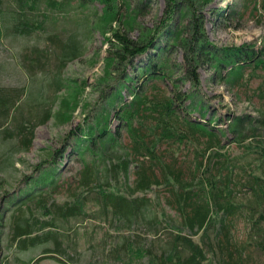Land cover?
Segmentation results:
<instances>
[{"label": "trees", "instance_id": "trees-1", "mask_svg": "<svg viewBox=\"0 0 264 264\" xmlns=\"http://www.w3.org/2000/svg\"><path fill=\"white\" fill-rule=\"evenodd\" d=\"M73 1L75 2L73 3ZM136 1L149 2V0H0V34L4 32L16 37H28L37 30L45 31V37L56 49V66L58 67L56 69L58 71L67 61L82 53L81 44L83 45L92 30H98L102 34L109 33L105 40L109 43L108 50L111 51L112 58L107 61L108 65L114 67L118 73L114 78L116 85L110 86L103 94L110 105L114 103L116 97L121 96L124 86H127L132 94V100L127 104H122L118 113V118L124 121L123 125L127 126L131 136L132 157L129 158L130 153L128 152L114 154L117 142L114 132L107 125L110 112L108 108H102L100 113L96 114L95 121L92 124H87L84 129L79 131L78 135L72 138L75 144L74 148L79 156H82L85 150L89 151L96 145L99 149L98 154L92 153L96 156L91 155L89 163L84 161L80 183L82 186L85 185L84 187L93 183L90 189L99 200V209L104 214L110 213L111 224L117 232L124 227L135 229L141 227L143 231H158L157 216L151 212V217L146 218L141 210L148 198L135 195L137 192L144 193L153 186L163 185L167 188L170 197L167 202L180 214L178 222L165 214L166 218L171 221H166L171 227V239L169 240V250L165 253L152 255L150 244H147L146 238L140 239L139 235L134 233L135 231L130 230L132 232L123 234L120 241L114 242L107 249L106 257L108 259L111 257L110 261L132 264V256L140 258L148 254V264H205L203 263L206 258L204 248L210 242L208 248L213 249L215 254L218 251L221 256L223 253L225 254L222 257L225 264H246L248 255L244 253V249L251 242L246 241L238 246L231 240L228 228L230 221L226 219V216L234 213L237 209L247 207L252 212H257V216L251 221V231L257 232L256 238L253 239V245L256 251H259L258 253L264 254V228L260 225V222L264 220V173L249 175V180L245 183L248 192H251L254 198L255 205L244 206L232 203L228 198L233 189L229 187L230 182L227 181L231 179L233 164L228 155L224 153L216 150L209 153L212 146H220V138L216 131L222 133L221 130H214V126L207 127L205 119L202 121L183 119L182 122L178 116L173 115V107L176 102L177 105H180L181 99L190 97L188 94L173 93L171 97L152 103L153 106L151 104L148 108L146 102L149 100L145 94L140 92V86L135 84L138 77L141 84L151 78L162 77L164 79L168 75L167 54L173 49L180 50L182 59V62L174 60L173 65L179 68L185 75L184 77L190 81V85L196 89L200 85L197 72L200 66L212 68L218 73L224 70L230 76L239 75L244 67L261 68L264 71V48L257 51L246 45L228 48L210 43L203 31L202 17L192 7L193 0L189 4V8L192 7V9H190V15L187 16L185 24H182L184 21L182 0H164L166 6L159 25L155 29L139 26L138 37L132 38L129 31L133 29L135 21L130 16L138 10ZM95 2L100 4L99 10L92 5ZM89 4L92 5V10L73 20L78 28L63 26L59 31H47L46 21L49 20L51 25L57 23L58 16L55 13L65 14L69 10L88 7ZM259 6L264 12V0H259ZM131 7L133 10L129 12ZM222 15L224 16V13ZM160 39L163 40L158 42ZM17 54L21 66L23 65L28 71L34 72L36 66L44 65L41 63L43 52L35 45L30 53L19 51ZM109 77L107 74L102 80L107 82ZM132 81L136 82L131 87ZM52 83L55 89L60 88L59 79L55 78ZM30 84L31 82L29 86ZM173 86L176 87L175 84ZM30 88L25 92V98L19 100L20 94L17 87L4 89L0 86V139L10 143L11 151L16 144L13 141L15 138L20 142V147L17 149H27L32 140L34 127L45 122L51 116L49 107L43 110L36 120L26 115L25 104L33 99L44 100L38 98L44 94L40 85L37 94H35L37 96H34ZM78 89L76 88L70 96L61 100V110L56 114L61 122H66L70 118V110L77 103ZM198 107L196 109L204 116L203 106L199 105ZM140 112L146 113L145 115L153 118L154 121L149 125L150 127L145 128L147 131L145 135L139 130L142 123L140 120L138 121L140 122L139 126H132V120L136 118V115H140ZM228 128L234 132V140L238 143L249 137L250 140L255 139L256 143L252 144L249 141L246 147L248 151L259 153L260 161L264 162V139L257 136L260 129L264 131V116L256 119L238 117ZM147 136L152 138L146 140ZM202 137L205 138L204 146L201 149L196 148L198 160L192 171L189 168L190 172L187 176L181 166L175 167L171 163L163 162L155 150L156 145L162 139L177 140L180 143L184 140L198 142ZM214 155L223 158L218 161L219 166L214 164V168L225 167L228 171L225 176H221L220 171L217 176L211 174L210 162L212 157H215ZM107 157L108 161H104ZM6 158L10 160L11 155ZM144 158L148 160V164L144 163ZM133 161L137 163L133 170L135 177L128 184L129 166ZM157 167L159 174L155 170ZM34 168L35 175L30 176L29 180L15 192L3 196L4 210L15 205L14 212L7 218L11 224V235L8 241L14 240L17 247L25 248L28 245L52 239L53 247L44 248L41 251L42 255L57 254L59 258L55 255L50 257L60 259L68 264H117L106 261L83 262L78 258V255L68 253L67 247L63 246L64 244L55 231L39 233L38 230L47 226H55L54 220L56 219L64 221L68 216L83 212V200L87 195L81 197L80 193H74L70 201H64L62 204L55 203L54 199L52 200L50 197L56 189L58 167L54 161L48 158L47 163L41 162ZM198 176L200 180L194 181ZM119 178L122 181L120 180L121 182L116 188H107L110 179H114L118 183ZM95 185L98 189H94ZM102 186L106 188L103 189ZM84 193H88V190ZM47 199L49 204L48 207H45ZM33 208L41 215L46 216L51 213L56 217L48 220L40 219L34 211H31ZM27 211L28 215H23ZM217 211L220 214L214 218L213 212ZM140 215H143V218L139 221ZM0 220H2V212H0ZM214 226L216 227L214 241L206 242L205 238L209 235V229ZM201 230L200 243H197L191 239V236ZM138 239L140 240L138 241ZM132 245L137 247L132 250ZM178 249H180V253L184 251L186 254L177 255V253L179 254ZM42 255L35 259L30 258L27 264H39ZM244 257L247 258L243 260Z\"/></svg>", "mask_w": 264, "mask_h": 264}, {"label": "rangeland", "instance_id": "rangeland-1", "mask_svg": "<svg viewBox=\"0 0 264 264\" xmlns=\"http://www.w3.org/2000/svg\"><path fill=\"white\" fill-rule=\"evenodd\" d=\"M190 2L191 0H182L181 2V6L184 8V21H182V24H185L187 16L190 15V9L193 7L202 17L203 31L210 43L219 47L234 48L246 45L257 51L263 50L264 12L259 6V0H193L194 5L189 8ZM135 4L138 6L136 7L138 10L130 16L134 19L135 25L129 31V34L130 37L136 39L139 34V26L155 29L159 25L166 5L164 0H149L146 3L136 1ZM92 5L99 10V3L95 2ZM92 5L89 4L85 8L69 10L65 14L55 13L58 16L57 23L51 25L48 22L49 20L46 21L47 31H59L63 26L78 28L73 20L92 10ZM132 10L131 7L129 12H132ZM73 14L77 16L74 17ZM45 33V31L37 30L28 37H16L4 32L0 34V86L4 89L17 87L20 94L18 99L23 100L26 96L25 92L30 87L34 96H37L35 94H37L40 85L44 94L38 98L44 100L33 99L29 101L24 105L25 113L36 120L38 115L47 107L51 109V116L45 122L34 127L32 140L27 149H17L20 147V142L15 138L13 141L16 144L12 148L13 151H11L10 143L0 139V212H2V220H0V264H27L30 258L35 259L41 256V251L44 248L53 247L54 242H52V239H47L45 242H39L35 245H28L25 248L17 247L18 245L14 240L9 242L11 224L7 218L14 212L15 205L9 206V209H3V196L20 188L29 180L30 176L36 174L34 167L44 161L47 163L48 158L54 161L58 167L56 189L52 192L50 198L54 199L55 203L62 204L64 201H70L74 193H80L81 197L87 195V197L83 200V212L68 216L67 220L64 221L56 219L54 220L55 226H47L38 230L39 233L49 230L55 231L64 244L63 246L67 247L68 253L78 255V258L83 262L106 261L117 263L115 260L110 261L111 257L109 259L106 257L107 249L114 242L120 241L123 234L132 232L130 230L135 231L134 233L138 234L140 239L146 238L147 244H150L152 255L165 253L169 250V240L171 239V227L168 226V222L171 221L166 218L165 214L169 215L174 221H180L178 211L176 212L170 206L171 204L167 202L170 197L166 187L163 185L153 186L144 193H135L137 196L148 198L145 204L146 207H142L141 210H143L142 213L146 218L151 217V212L157 216L159 222L157 232L143 231L141 227L138 229L124 227L117 232L111 224L112 216L110 213L104 214L99 209V200L96 199L95 194L90 189L93 183H89L86 187L80 183L84 161L89 163L90 158L99 153V149L96 145L89 151L85 150L84 154L79 156L74 148L75 144L72 138L78 135L79 131L84 129L87 124H92L95 121L96 114L100 113L102 108H108L110 112L107 125L114 132L117 142L114 154L128 152L130 153L129 158L132 157L131 136L127 126L123 125L125 124L124 121L118 118L120 106L130 102L132 94L129 92L128 87L124 86L121 90V96L116 97L111 105L103 94L110 86L116 85L114 78L118 73L114 67L108 65L107 61V59L112 58V53L108 50L109 43L105 40L109 33L102 34L98 30H92L84 40L83 45L81 44L82 53L78 57L67 61L58 71L56 69L58 67L56 66L55 46L45 37ZM162 40L160 39L158 42ZM33 45L42 50L41 63H44V65L36 66L34 72L28 71L23 65L21 66L17 54L19 51L30 53ZM167 56L168 75L164 79L162 77L151 78L141 84L142 82H139L138 77L137 82L135 81L136 84L132 81L130 86L132 87L134 84L140 86V92L145 94L147 100H149L146 102L148 108L152 103L171 97L173 93L188 94L190 97L181 99L182 103H179L180 105H177L176 102L173 107V115L178 116L182 122L183 119L201 121L205 119L207 127L214 126V130H221L222 133L216 132H218L220 146L222 147L212 146L209 153L214 152V150L224 153L228 155L233 164L231 179L227 181L230 182L229 187L233 190L229 198L225 196L232 203L238 205H255L253 203L254 198L251 192H248L245 183L249 180V175L264 173V162L260 161L259 153L252 150L248 151L246 147L249 141L252 144L256 143L255 139L250 140L249 137L238 143L234 140V132L230 131L228 127L238 117L256 119L264 116V71L261 68L244 67L239 75L230 76L224 70L218 73L212 68L200 66L197 69L200 85L194 89L179 68L173 65L174 60L182 62L180 50L173 49ZM107 74L110 77L106 82L102 79ZM55 78L61 82L59 89H55L52 83ZM138 83L139 85H137ZM76 88H79L76 106L70 110V118L66 122H61L59 117L56 116L57 112L61 110V100L68 97V95L70 96ZM199 105L203 106L202 113L204 116L196 109L199 108ZM145 114L140 112V115H136V118L132 120V126L134 127L139 126V120L142 122L140 128H138L144 135L147 134L145 128L150 127L149 125L154 122L153 118L147 117ZM244 123L246 124L247 120ZM257 136L264 139V131L260 129ZM150 138L152 137L147 136L146 140ZM204 140L205 138L202 137L199 138L198 142L184 140L178 143L177 140L162 139L156 145L155 150L161 156L163 162L171 163L175 167L181 166L187 176L190 172L189 168L192 171L198 160L196 148L201 149L204 146ZM95 152L96 154L92 155ZM206 154L209 156L208 152ZM9 155H11V159L7 160L6 157ZM214 156L210 162L211 174L217 176L220 171V175L225 176L228 173L225 167L214 168V164L219 166L218 161L223 158L217 155ZM108 159L107 157L104 161H108ZM144 160V163L148 164V160L145 158ZM136 166V162L130 163L128 184L135 177L133 170ZM155 170L159 174L158 167ZM197 174L199 175V172ZM120 178L118 183L114 179H110L107 188H116L122 181ZM197 180H200L199 176L194 181ZM120 187H123V185H120ZM102 188L106 187L102 186ZM94 189H98L96 185ZM86 190H88V193H84ZM45 204H47L45 207H48V199ZM31 211H34L36 216L44 220L56 217L51 213L46 216L41 215L35 208ZM219 213V211L213 212V217L217 218L216 216ZM23 215L27 216L28 211ZM256 216L257 212H252L248 207L237 209L234 213L226 216V219L230 221L228 228L230 229L231 240L238 246L246 241L251 242L244 249V253L248 255V258H243V260L247 258L246 264L264 263V254L258 253L259 251H256L253 245V239L256 238L257 232L251 231V221ZM142 218L143 215H140L139 221ZM260 225L264 228V220L260 222ZM214 230H216L215 226L209 229V235L205 238L206 242L214 241ZM201 234L202 230L192 235L191 239L200 243ZM209 243L204 248L206 258L203 263L225 264L222 259L225 254L223 253L221 256L219 251L215 254L213 249L208 248ZM134 247L137 246L132 245L131 249L134 250ZM179 250L177 255L183 256L186 254L184 251L180 253ZM51 255L58 257L54 253L44 254L40 257L39 264H68L60 259L50 257ZM148 256V254L140 258L132 256L131 263L148 264Z\"/></svg>", "mask_w": 264, "mask_h": 264}, {"label": "bare ground", "instance_id": "bare-ground-1", "mask_svg": "<svg viewBox=\"0 0 264 264\" xmlns=\"http://www.w3.org/2000/svg\"><path fill=\"white\" fill-rule=\"evenodd\" d=\"M42 51V50H41ZM145 83V82H144ZM158 93V92H157ZM220 214V213H219ZM224 217V216H223Z\"/></svg>", "mask_w": 264, "mask_h": 264}]
</instances>
